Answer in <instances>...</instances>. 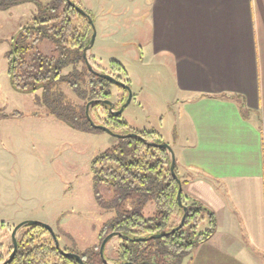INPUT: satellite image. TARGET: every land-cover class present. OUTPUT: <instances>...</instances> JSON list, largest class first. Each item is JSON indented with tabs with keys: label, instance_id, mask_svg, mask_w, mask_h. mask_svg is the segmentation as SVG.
Segmentation results:
<instances>
[{
	"label": "crops",
	"instance_id": "1",
	"mask_svg": "<svg viewBox=\"0 0 264 264\" xmlns=\"http://www.w3.org/2000/svg\"><path fill=\"white\" fill-rule=\"evenodd\" d=\"M151 20L183 194L217 221L188 264H264V0H151Z\"/></svg>",
	"mask_w": 264,
	"mask_h": 264
},
{
	"label": "trees",
	"instance_id": "2",
	"mask_svg": "<svg viewBox=\"0 0 264 264\" xmlns=\"http://www.w3.org/2000/svg\"><path fill=\"white\" fill-rule=\"evenodd\" d=\"M70 1L83 9L77 0ZM31 2L35 0H0V11ZM37 7L34 19L19 30L8 53L12 87L23 93H37L36 101L48 115L76 131L104 133L94 127L93 122L116 135H136L116 138V143L93 161L95 200L102 210L113 212L114 216L103 224L97 246L74 254L84 264H184L186 258L214 235L217 228L215 215L183 194V207L188 209L186 220L179 230L171 233L181 223L184 208L179 204V186L171 173V155L168 150L156 146L165 141L157 131L132 129L122 114L114 115L105 104L112 100L111 89L115 84L96 75L87 66L84 51L93 34L89 20L68 0H52ZM43 42L53 45L51 55L40 49ZM89 61L94 67L92 57ZM94 69L131 88L128 73L120 63L112 61L110 72ZM62 85L68 86L81 103L72 101L62 90ZM116 87L126 96L119 104L114 103L115 110H119L128 98V91ZM17 115L4 114L0 118ZM176 173L179 176L177 163ZM102 187L112 193L110 199L102 195ZM20 231L24 234L17 239L18 251L8 264H79L75 258L62 254L61 251L68 253L67 250L59 249L52 234L43 226L28 225ZM110 234H121L127 240L116 237L118 244L114 258L107 255L110 241L107 243L105 263L100 247ZM164 234L168 235L152 239L154 235ZM56 238L59 240L57 235ZM9 250L6 258L13 252V246ZM0 255V263H4L6 258L1 254V248Z\"/></svg>",
	"mask_w": 264,
	"mask_h": 264
},
{
	"label": "rangeland",
	"instance_id": "3",
	"mask_svg": "<svg viewBox=\"0 0 264 264\" xmlns=\"http://www.w3.org/2000/svg\"><path fill=\"white\" fill-rule=\"evenodd\" d=\"M51 1L35 0L0 11V115L18 114L0 118V248L5 258L13 246L12 232L22 222L49 225L59 237L60 248L74 254L97 246L103 224L114 216L95 200L92 163L116 143V137L70 128L48 115L37 103V93L16 91L10 82L8 53L14 37L32 22L39 4ZM77 1L91 16L96 31L88 59L92 57L94 67L108 72L116 61L128 73L133 99L122 115L129 126L157 131L176 149L175 82L167 67L152 64L151 0ZM40 49L51 55L53 45L43 42ZM62 90L81 103L68 86L62 85ZM111 92L115 104L126 97L116 86ZM101 193L106 199L112 197L107 187ZM23 234L17 233V239ZM117 244L113 238L107 245L109 258L115 257Z\"/></svg>",
	"mask_w": 264,
	"mask_h": 264
},
{
	"label": "water",
	"instance_id": "4",
	"mask_svg": "<svg viewBox=\"0 0 264 264\" xmlns=\"http://www.w3.org/2000/svg\"><path fill=\"white\" fill-rule=\"evenodd\" d=\"M69 3H71L75 8L76 10L83 16H85L90 24L92 25V29H93V34H92V37H91V40H90V43L89 45L86 47L85 51H84V57L86 59V62H87V66L89 67V69L94 72L96 75L106 79V80H109L110 82L114 83L115 86H121V87H124L126 88V90L128 91V98L126 100V102L123 104V106L119 109V110H115V104L111 101H106L105 104L108 105L110 107V111L112 113H114V115L118 116V115H121L123 114L124 110L131 104L132 102V99H133V94H132V91H131V88H129L128 86H126L125 84L117 81L116 79H114L112 76L110 75H106V74H101V73H98L95 71V69L93 68V66L91 65V63L89 62V59H88V53L91 51V49L93 48V45L95 43V38H96V31H95V26H94V22L93 20L91 19V16H89L86 11L80 7H78L77 5H75L74 3H72L70 0H68ZM89 107V106H88ZM87 116L89 117V113L87 111ZM90 118V117H89ZM92 125L96 128H99L101 130H103L105 133L107 134H110L112 136H115L116 138H120V139H125V138H130V137H136L135 134H127V135H116L114 134L113 132H111L109 129L105 128V127H98L96 125L93 124L92 122ZM156 146L160 147V148H163V149H166L168 150V152L170 153L171 155V173H172V176L173 178L176 180V182L178 183V186H179V190H178V201H179V204L181 207H183V203H182V195H183V184H182V181L181 179L179 178V176L177 175L176 173V157H175V153L172 149V147L170 145H168L166 142L163 143V144H157ZM184 208V215H183V218L181 220V223L179 224L178 227H176L171 233H174L176 232L177 230H179L183 225H184V222L186 220V216H187V212H188V209L186 207H183ZM28 225H41L43 226L44 228H46L51 234L52 236L54 237L55 241H56V245L57 247L60 249V245H59V241L58 239L56 238V234L55 232L53 231V229L49 226V225H46L44 223H41V222H38V221H26V222H22L20 223L18 226H16L12 232V244H13V252L12 254L9 256V258L3 263V264H8L10 263L17 251H18V240H17V233L19 232V230H21L23 227L25 226H28ZM168 234H164V235H154L152 236V239H157V238H162L164 236H166ZM116 237H122V238H125L127 240L126 237H124L123 235L119 234V235H116V234H110L108 235L104 241L102 242L101 244V247H100V254H101V257L102 259H104L105 263L106 260H105V254H104V251H105V247L107 245V243L109 241H111L113 238H116ZM136 241H144V240H136ZM62 254H64L65 256L67 257H73L75 258L79 264H84L82 259L76 255V254H72V253H66V252H63L61 251Z\"/></svg>",
	"mask_w": 264,
	"mask_h": 264
}]
</instances>
